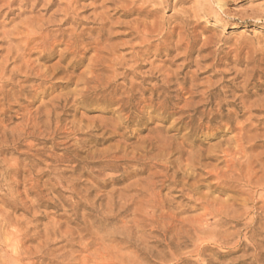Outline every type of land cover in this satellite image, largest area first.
Returning a JSON list of instances; mask_svg holds the SVG:
<instances>
[{"label": "rangeland", "instance_id": "rangeland-1", "mask_svg": "<svg viewBox=\"0 0 264 264\" xmlns=\"http://www.w3.org/2000/svg\"><path fill=\"white\" fill-rule=\"evenodd\" d=\"M11 85L0 264H264V0H0Z\"/></svg>", "mask_w": 264, "mask_h": 264}, {"label": "bare ground", "instance_id": "bare-ground-1", "mask_svg": "<svg viewBox=\"0 0 264 264\" xmlns=\"http://www.w3.org/2000/svg\"><path fill=\"white\" fill-rule=\"evenodd\" d=\"M35 1H36V0H35ZM37 2H38V1H37ZM51 2H52V1H51ZM53 2H54V1H53ZM48 4H49V3H48ZM55 4H56V2H55ZM70 5H71V3H70ZM54 7H55V6H54ZM67 8H68V7H67ZM70 8H71V7H70ZM74 13H75V12H74ZM66 14H67V13H66ZM67 15H68V14H67ZM67 15H66V16H67ZM70 16H71V15H70ZM66 20H68V18H67ZM37 24H38V23H37ZM62 24H63V23H62ZM39 25H40V24H39ZM39 25H38V26H39ZM33 26L35 27L36 25H33ZM33 26H31V27H33ZM38 26H37V27H38ZM39 28H40V26H39ZM42 28H44V27H42ZM44 29H45V28H44ZM30 31H31V30H30ZM42 31H43V30H42ZM46 31H47V30H46ZM67 31H68V30H67ZM72 31H73V30H72ZM48 32H49V31H48ZM55 32H56V31H55ZM33 33H34V32H33ZM33 33H32V35H33ZM35 33H37V32H35ZM43 33H44V32H43ZM45 33H46V32H45ZM49 34H51V33H49ZM58 35H59V34H58ZM58 35H57V36H58ZM51 36H52V34H51ZM51 36H50V38H51ZM57 36H56V37H57ZM59 36H60V35H59ZM62 36H63V35H62ZM47 37H48V35L43 36V34H36V35L34 34V36H32V38L27 39V43H32V42H34V41L37 40V39L42 40V42H45ZM53 37H54V36H53ZM53 37H52V38H53ZM56 37H55V38H56ZM78 38H79V37H78ZM43 44H44V43H43ZM28 45H29V44H28ZM34 45H35V44H34ZM22 46L24 47V46H25V43H24ZM26 46H27V44H26ZM26 46H25V47H26ZM64 46H65V45H64ZM69 49H70V48H69ZM12 50H14V49H10L11 52H12ZM16 50H17V48H16ZM16 50H15V51H16ZM67 51H68V49H67ZM50 52H51V51H50ZM8 53H9V52H8ZM8 53H7V55H8ZM72 53H73V52H72ZM9 54H10V53H9ZM45 55H46V53H43V55L40 56V59H44ZM8 57H9V56H8ZM8 57H7V58H8ZM18 58H19V57L15 58V59L13 58V60H16V59L18 60ZM20 59H22V58H19V60H20ZM7 60H8V59H7ZM9 60H10V59H9ZM17 60H16V61H17ZM7 62H8V61H7ZM14 63H15V62H14ZM8 64H9V63H8ZM21 64H22V63H21ZM25 64H26V63H25ZM25 64H24V66L22 67V68H25L24 70L26 71V72H24V74L27 75V73H28V74H29V73H30V74L33 73L35 76H41V75L44 74V73L41 71V68H38L37 72H35L34 70H36V69H35V68L33 69V68H32L33 66H31V68H30V66H26ZM14 66H15V65H14ZM4 67H5V66H4ZM34 67H35V66H34ZM2 68H3V67H2ZM12 68H13V67H12ZM14 68H16V67H14ZM18 68H19V67H18ZM18 68H17V69H18ZM5 69H6V68H3L2 70H5ZM7 69H8V68H7ZM7 69H6V70H7ZM17 71H19V70H17ZM4 72H5V71H4ZM10 72H11V73L14 72L13 74H15L16 71H15V70H10ZM34 72H35V73H34ZM1 73H2V72H1ZM22 73H23V70H22ZM17 74H18V73H17ZM12 76H13V75H12ZM47 76H48V75H47ZM29 77H30V76H29ZM48 77H49V76H48ZM24 78H25V79H28V77H26V76H25ZM165 79H166V78H165ZM167 80H168V79H166V81H167ZM162 81L164 82V80H162ZM163 82H162V83H163ZM161 85H162V84H161ZM154 86H155V85H154ZM154 86H153V87H154ZM157 86H158V85H157ZM159 86H160V85H159ZM159 86H158V87H159ZM163 86H164V85H163ZM163 86H162V87H163ZM4 87H5V86H0V107H1V106L3 107V104H4L3 102H4V100H5V98H6L7 96H8V97H9V96H15V95L12 93V92H13V89L16 88L15 86L11 85V88H10V90H8V91H4ZM158 87H155V88H158ZM159 88H160V87H159ZM133 89H134V88H133ZM133 89H131V90H133ZM208 91H209V90H208ZM152 93H153V92H152ZM157 98H158V97H157ZM47 99H48V98H47ZM51 110H52V109H51ZM52 111H53V110H52ZM3 114H5V113H4V110L1 108V109H0V116H2ZM47 114H48V113H47ZM49 115H50V113H49ZM3 116H4V115H3ZM127 116H128V114H127ZM46 117H47V116H46ZM51 119H53V118H51ZM3 121H4V120H2V119L0 120V129H1V131H2V132L0 133V134L2 135L1 137L5 136V133H6V131H5L6 128H5V125L3 124ZM3 125H4V126H3ZM23 128H24V127H23ZM23 128H20V129L24 130ZM25 129H26V128H25ZM17 130L19 131L18 128H17ZM7 132H8V131H7ZM20 132H21V131H20ZM20 132H18V133H20ZM16 133H17V132H16ZM26 133H27V132H26ZM7 134H8V133H7ZM18 135H19V134H18ZM21 135H22V134H21ZM7 137H8V136H7ZM1 140H2V138H1ZM4 140H5V139H4ZM4 140H3V141H4ZM5 142H6V141H5ZM5 142H4V143H5ZM233 148H234V147H233ZM2 150H3V147L0 146V152H2ZM4 150H5V149H4ZM107 156H108V155H107ZM243 166H244V165H243ZM168 167H169V166H168ZM134 169H135V168H134ZM55 170H56V169H55ZM230 171H231V170H230ZM41 172H42V171H41ZM227 175H228V174H227ZM30 177H31V176H30ZM8 178H9V177H8ZM7 181H8V180H7ZM9 186H10V185H9ZM38 187H39V186H38ZM55 188H56V187H55ZM48 189H49V188H48ZM151 189H152V188H151ZM5 198H6V197H5ZM156 206H157V205H156ZM23 211H24V210H23ZM160 214H161V213H160ZM208 214H209V213H208ZM216 216H217V215H216ZM22 220H23V219H22ZM171 220H172V219H171ZM30 221H31V220H30ZM14 222H15V221H14ZM16 222H17V221H16ZM234 222H235V221H234ZM50 225H51V224H50ZM178 225H179V224H178ZM175 231H176V230H175ZM186 231H187V230H186ZM220 232H221V231H220ZM119 233H120V232H119ZM179 233H180V232H179ZM5 236H6V235H5ZM172 238H173V237H172ZM181 238H182V237H181ZM126 239H127V238H126ZM8 241H9V240H8ZM157 241H158V240H157ZM134 242H135V241H134ZM126 243H127V242H126ZM4 245H5V244H4ZM178 245H179V244H178ZM3 247H4V246H3ZM109 251H110V250H109ZM16 253H17V252H16ZM3 260H4V259H3ZM23 260H24V259H23ZM119 263H120V262H119Z\"/></svg>", "mask_w": 264, "mask_h": 264}]
</instances>
